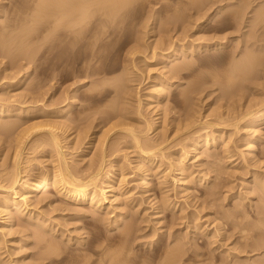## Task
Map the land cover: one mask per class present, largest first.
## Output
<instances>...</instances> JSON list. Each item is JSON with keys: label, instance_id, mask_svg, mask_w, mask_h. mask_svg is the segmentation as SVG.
I'll list each match as a JSON object with an SVG mask.
<instances>
[{"label": "rangeland", "instance_id": "rangeland-1", "mask_svg": "<svg viewBox=\"0 0 264 264\" xmlns=\"http://www.w3.org/2000/svg\"><path fill=\"white\" fill-rule=\"evenodd\" d=\"M152 1L153 0H150V1L147 0L146 2H145V0H139L138 2L135 1L134 4L130 5L127 8V10L125 9L126 12H123L124 21L120 24L122 27H124L123 28L124 33L122 31V34L116 35L117 37L114 36V37L110 38V40L107 39V42L104 41L103 45L106 43L105 47H104L105 50L102 48V51H100V53L103 52L105 57H103L104 55L102 54L103 55L102 59H100L99 62H97L98 59L97 60L95 59L91 62L92 65L95 63H96L95 65H97V67L95 65L93 66V69L95 70V72H96L97 68H98L97 71L100 72V75H98V76L95 75V77H94V76H87L86 68H87L88 63H89V60H88L90 57L89 52L91 51V48H92V50L97 49V44H94L92 41H89V42L87 41L84 43L87 45L89 43L88 46L85 44H82L83 46L81 44L76 45V48H78V51H79V52L77 51V54L71 53V51L66 46L67 43L65 41H63L64 45L62 44V47L57 49L56 44H55V39L52 38L54 36H51V35H53V33L50 36L47 34L48 36H45V38L43 35V33L46 30L47 31L45 33H48V32L50 33V30L48 28V24L50 23L51 25L49 24V27L50 26L52 27L53 19L49 20V18L47 19V17L44 18L46 20V22L48 21L49 23H46L43 18H42V21H40V22H39V20H37V18L35 20L33 19L32 22L24 21L25 19L29 18L30 12H31V14H33L32 8L35 5L34 2H32V1L30 2V0H0V33H1L0 39H1V37L4 38L6 36H9L8 38H13V39H11L13 42L8 38H7L8 40H5L6 38L1 39L0 40V46L3 48L4 45L6 46L9 43L12 46L11 49H13L17 46V48H15V51H16V49L18 50L19 45L16 42L15 43L17 45H15L14 39H15V41H18V40L21 41V43L18 41L20 43V46L26 45L27 41H28L31 43V45L29 43L28 46H30L34 49L32 51V53H34V54H32V55H35V57H34L35 59H31L32 61L34 60L32 62L30 60H27L28 57L25 56V54H26L25 52H24L25 54L23 52H21V54L23 53L22 56H17L20 54V52H19V54L15 55L16 52L12 51L14 53V55H13L12 52H9V51H11V49L9 50L10 45L9 46L7 45L8 47H6V49L8 48V52L10 53V55H9L8 52L5 50L4 51L7 52V54L6 53L4 54L2 52L5 47L3 49H1V47H0V49H1V51H0V56H1L0 57V113H2L1 114L2 116H0V122L2 124H5L6 122H8V123L10 122V124H11V125L9 124L10 130L6 129V131H5V130H3L4 128L0 129L3 132L9 131L8 135H6V134L4 135L5 132L3 133L2 131H0V171L7 168L11 172V170L13 169V159H11L9 154L11 153L14 146L16 145V142H15L16 136L18 135V133L21 132V130H24V129L26 130V131L24 130L25 132L28 131L26 133V138L24 140L26 149L23 151L24 153L22 154V158H24V160L21 158V164L22 165L19 166V169L21 170V168H22V170H23L24 167L27 168L26 171L28 173L27 172L26 173L24 172V173L27 175H30V176L37 175L43 171H46V169H52L53 166L55 165L54 163H52V162H54L53 156L55 157V155L53 153L54 150H52L51 148H49L50 146H48L45 148L46 149V151H45V149L42 148L43 147L42 145H40V144L33 145V144H35L33 142L35 141L36 137L37 138L41 137L40 135L46 136L47 131L44 129L48 128V125L50 123L54 124V123H56V121H58L57 123L60 122L61 126H62V124H66V123L69 124L68 128L64 127L63 131H60L61 133L64 134V135L61 134L62 138L64 139V146L66 147V149L64 147L63 150L65 151L64 154L66 153L65 154L66 158L67 159L69 158V163L71 165V166L70 165L69 166L70 167L74 166V167H76V169L77 168L79 169L81 167L79 169V171L81 170L80 175H84V173H82V172L86 171L88 173L89 171L92 170L90 165L94 162L93 161L94 159L98 160V158L95 157V153H97V151H98V149L96 147L99 143V140L98 141H88L89 138H86V134L87 133H90V134L95 133L96 136H98V134H99L98 137H100V136L102 137L103 131L105 130V128L108 127V125L107 126L98 125V122L100 120V116L102 115L100 112H102V110H104V109L107 110V108H109L110 106H112L114 104L113 101H114L116 93H115V86H113L114 85L113 82H111L110 84L109 83L103 84V83L108 81V79L116 78V76L117 77L122 76L120 78H123L124 76H126V75H124L125 73L123 70L124 65L127 64L126 62H124V59H123L124 54H126L128 49H131L135 45L134 39L132 37V33L128 31L129 27L131 25V27H134V28L136 27L137 29L144 31L145 34L143 33L144 34L143 36H144V42L146 41V43H145L146 48H142L141 51L139 50L140 52H138V53L140 55L137 54V52H136V55H134V59L136 57L137 58L134 61V65H132V66L130 65L131 67L129 66L127 68L128 73L131 71L129 74L131 75V77L134 81L128 82L129 86L131 84L132 85L128 89V91L131 92V94L128 92L130 95L127 98L126 102L124 103V102L120 101L122 103L121 105L124 104V106H122V107H124V109L126 108V110L129 112V114L127 115V117H129V118H125V120L126 119L127 120L123 121V123H125L123 125V127H126L125 125L128 124V127H130V128H133L135 130H136V128L139 130L144 129L146 132L147 126H145L144 124L147 125V123H149V122L150 123L156 122V124L154 126L155 128L153 129L152 133L149 134V138L151 137L150 139H153V140L158 139L159 142L161 140L162 141L165 140L163 142L164 143L163 147L167 148L168 150L165 149L166 151H164L166 160L163 159L162 165H164V166H162V168L160 167L161 168L160 170L166 169L168 167L167 166L168 164L166 165V163L176 159L178 157L179 150H181V148L184 147L185 151H187L189 149L186 145L187 143L189 144V140H188L189 138L186 140V137H185L186 134H184V131H182L181 129H178V130H180V132H177V126L179 125L178 122L180 123V121L178 119H180V117H182L183 114L187 113V108L185 106L186 105L188 106V104L185 105L184 102L182 101L183 100L182 93L184 91V94L189 95L190 103H192L191 101H192V99H194L192 104L196 105V106L198 105L197 107L199 108L198 112H200V113H198V115L195 116V120H194V121H198L197 122L198 124L196 122L193 123L194 125L192 124L193 129L195 128V129L199 130V132L201 131L200 133L197 132L198 135L197 134L196 135L200 136V137L201 136L204 137L207 133H210L209 135L207 134L210 137V138L208 137L209 142L212 143L213 140L216 141L218 138H219V141L217 140V143L214 146H212V144L210 143L211 145L208 144L210 146H208V145H207V147L202 146L199 150H197V152H189L187 154V160L189 161L190 165L192 164L191 165L192 167L191 166H189V167L192 170L188 169L187 172L185 171L184 173H182L183 171L180 172L176 168H173V170H172L173 174L171 173V175L173 177L176 175L177 178H179L180 177L179 172L184 174L183 176L186 175L185 180L182 181V184L179 186V185H174V182L172 181V178L170 179V177L166 181V183H163L164 185L161 184V182H160L161 181V179H160L161 175H159L158 172L155 173V170H153V167L158 163L157 160L154 163V165L153 164H147L146 162L142 163V164H144L146 169H149L146 171V173L144 175L137 171L138 166L135 165V162L136 163L138 162V159H137L138 154L136 152L138 150L134 147L135 143L131 142V141H133V139L130 138V137H132L131 136L132 134L123 130L124 128L121 129V126H120L119 128H117L118 130L117 129L115 130L116 131L115 133H113L114 132L113 131L111 133L112 135L107 137L106 141L108 142L109 145L107 144L106 150L108 151L109 146L112 144V147L114 149H116V153L114 156L112 155L113 157L111 155L106 156L108 158L105 159L104 166H106L105 167L106 170H104V171H109V174H107L108 177L106 178V184L107 185H114L113 194L115 196L116 195L119 196L118 194L121 193L120 194V200L122 198L125 200H126V198H129L126 201L125 200L121 201V203H122L121 205H118L119 203L115 202L113 205L115 207L111 206L109 208L110 209L109 211L111 212V216H109L110 221H112L113 223L115 222L114 220L117 219L116 214L119 212L117 210V208L119 209L118 206H120V208H123V211H128V213H129V214L127 213L128 215L125 214V215H122L120 217L123 219V222H122L123 225L121 224V227L122 226L125 227L127 223H132L134 221V225L137 226V229H138V231H136V233L133 234L134 236L137 234V236L135 238L133 236V238L135 239V242L132 241L133 244L132 243L130 244V248L129 247L124 248L123 250H122V248L121 249L119 248L121 250L119 252H122V254H123L125 252V249H129L128 251L132 252V254L130 255V257L128 259V261L131 259L130 262H128V264H138L140 261L142 262L144 260H145V262L148 261L149 262L148 264H158L159 262H163L164 255L166 254V251L168 250L167 248L172 247V245L175 246V244H176V245H184L185 246L184 248H186L188 246L187 252L185 250V255L182 257L183 263H181V264H213V263L214 264H224L220 260L218 261L216 259V257L213 258L216 255H219V256L222 255L221 257H224L227 260V262H228L227 264H233L234 262H236L237 264H241L243 262V264H245L246 262H244V260H241L242 261L241 262L240 259L238 258V256H240V258L241 257L245 258V260L250 259L251 262H247L246 264H249V263L250 264H261L260 259L264 260V252H263L264 250L263 251L262 250L250 251V248H247V250H246L247 253H246V251H243L242 250L243 248L241 245L242 239H241V237H240V239H238L239 236H241V234H240L241 230L237 229L236 226L234 228V224L236 222L240 223V221H241V224H239V226L236 224L238 228L239 227L241 228L242 225L244 227H246L247 229L250 228L251 226H253L255 232L259 231L258 230L259 227L256 228L254 226L258 225V226L263 228L264 221L259 219L260 217L258 218V220H256L257 219L256 217H258L256 215H258L257 213H259L261 210L264 211V207H263L264 206V193L261 192L262 189H259L257 187V184L255 182V178H257L259 176V177L264 179V170H263L264 169V120L258 122V124L255 126L256 135H259V137L262 136L261 137L262 139L260 138L259 139L260 141L258 140L257 142H255V147H254L255 149L252 153H249L248 149L243 148V146H242V148H243L242 149L240 146V145H242L243 140H245L248 135H249L248 137H250V138L253 136V134L250 132L248 133L247 131H245L247 134L243 132L244 131L243 127H244V125L247 124L246 118L241 119L240 123L237 124L236 130L234 129V127L236 128V126L232 125L233 122L228 123V124H222V125L220 124L219 125V122L216 121L217 122V124H216L215 120H217L216 118L219 115L218 114L219 112L220 113L225 112V114H228L229 109L227 111V108L229 106H227V105H228V103L231 104L232 102L233 103L235 102L236 104L238 103L237 104L238 106L240 105L239 108H236V110H239V111H241L244 108L246 111H249V109L252 107V109H250V110H251V112L255 113L259 109H264V107H263L264 103H261L262 99L264 102V77H263V79H262V77L260 78V79H262L261 80L262 83L259 79L254 80L252 82V87H251V81L248 84L249 81H246L247 83L246 82L243 83L241 80H238L239 78L237 77V75H238L237 71L239 69L237 68V70H236V68H235L237 65V62H240L239 61V59L241 57L240 55L245 53V51L249 52V54H251V53L257 54L258 52H260L257 55H260L263 59V62H264V53H263L264 52L263 51L264 50V28L259 26L256 29L253 28V29H255V30H253L249 24L250 20L245 19L246 21L244 20V23L238 27L235 24H233V26H229V28L225 29L224 31L223 30L222 31H216V30H213V27H212L213 24H215L214 22H216V21H213L212 23H209V24H207V21H205L206 17L209 14H211V12H213L214 8H216V7L212 8L211 11H206L207 13L205 16H203L204 17L203 18L200 15L203 12H201L200 14H197L194 9L188 8V6H186L187 5L186 3L188 0L187 1L186 0H166L165 2H160V1L156 2L155 0L153 2ZM182 2H185V5ZM234 2L240 3V1H236V0H234ZM251 2H252V0H250V3ZM262 2L264 3L263 0H253V3H251L252 6H249V8L247 9L248 10L247 11V13H248L247 17L248 18L253 16V12L257 10V7H258L257 4L258 3H260L258 5L261 6L260 8L258 7V9H261L264 7L263 6L264 4H262ZM183 5L187 8H185ZM93 7H95V10L99 9V7L98 8L96 6H93ZM183 7H184V9H187V10H185V12L182 11ZM176 8H178L179 10L182 8V10H180V11L183 13L184 17L182 16V13H181V15L177 14L178 16L175 14L177 12L180 13V11L175 12ZM254 8L256 10H254ZM30 9H31V11H29ZM178 9H176V10H178ZM250 11H251V13H250ZM98 12H95L94 16L95 15L96 16L94 17V19L100 17ZM185 13H186V15H188V18H187L188 20H185L187 17L185 15ZM26 14H27V16H26ZM28 14H29V16H28ZM170 15H172V16L175 15L176 17L174 16V18H173ZM190 15H191V17H190ZM49 17L51 19V16H49ZM125 17H126V19H125ZM170 17H172L171 18L172 22H175V20L178 21V20H183V19L185 20L184 22H186V21H188V22H186V23L183 22L182 23L183 25L181 23L166 24L168 22V18L170 19ZM177 17L179 19H177ZM34 21H36V22H34ZM196 21H197V23H196ZM23 22H25L27 24H25ZM33 22H34V24H33ZM203 22H204V25L202 24ZM197 24L200 26H198ZM164 25L165 26L167 25L168 30H169L168 36L166 35V37H165V35L163 36V32H161V27H164ZM194 26H195V28H194ZM25 27L27 29L29 28L28 31L33 33L32 35H31V33H29L30 34L29 36H32V37L26 36V35H28V34H26V33H28V32H26L27 29L22 30V31H25V30L26 31L22 32V34H21V28H25ZM44 27H47V29ZM51 27H50V29H51ZM13 28H14V30H13ZM144 28H145V30H144ZM171 29H173V30L170 31ZM185 29L187 31H185ZM18 30L20 32H18ZM183 30H184V32H183ZM41 31L43 33H41ZM250 31H252L253 33L251 32L252 33L251 34ZM13 33H15V34H13ZM24 33L26 34L25 36L23 35ZM42 35H43V38H42ZM225 35H226V37H225ZM22 36H24L25 38ZM17 37H19V39ZM183 37H185L186 39L181 41L182 43L178 42L177 44L180 43L179 46L180 45L183 46V44L185 43V44H189L190 46L192 45L193 47L195 45L194 48L198 47L199 49L196 51V53L192 54L190 51H192V49H194V48L191 47V49H190V46L187 45V46H189L187 51H185V52H187V57H186L187 60L184 57H179V59L177 60L178 62L175 61V63H179L182 61H184V62L190 61L192 68L188 71H185L181 75L182 76L181 78L180 77H174L171 80L172 83H174L173 87L171 86L172 92L170 94H168V96H165L161 100V104L158 105V101H156V99L158 98L157 94L153 91L154 85L156 83H158L159 80H164V79H167L168 77H170V73L167 72V69L171 68L173 64H170L171 65L170 67L165 68V66H166L165 61H167L166 55H167V53H169L172 50V48L174 46L173 42H175V43L177 42V40L175 41L173 39L183 38ZM222 37H225L230 42H228L222 50L219 49L218 51H214L215 49L212 48V45H214L215 42L218 41V39L222 38ZM21 38H22V40H21ZM23 38H24L25 43L23 41ZM225 38H224V41H225ZM245 38H246V40H245ZM116 39H117V41H116ZM168 39H170V40H168ZM3 40H4V44L2 43V45H1V41L3 42ZM5 41H7L6 44H5ZM8 41H11L13 43V45L11 42H8ZM108 41H109V43H108ZM110 41L113 43H111ZM164 41L166 42L167 45L164 44ZM211 41H213V42H211ZM90 42H92V43H90ZM169 42H170V44H169ZM22 43H24V44H22ZM159 43L161 46H162V44H164L165 49L167 47L166 52H165V50H162L164 48H161L162 51L159 50L160 48H157L159 51L153 50L154 46L156 44L159 45ZM91 44H92V46H91ZM33 45L35 48L33 47ZM28 46H27V48H28ZM168 46L171 47L170 50H168L169 49ZM22 47L23 46H21V48ZM24 47H23V49H24ZM93 47H95V48H93ZM147 47H148V50H146ZM246 47H247V50H246ZM189 49H190V51H189ZM255 49H256V51H255ZM152 50L155 53L157 52V56L155 55L156 58L152 55ZM18 51H20V47H19ZM18 51H17V53H18ZM35 51H38L37 55H36ZM11 53H12V56H11ZM165 53H166V55H165ZM7 55H9V57H7ZM24 56H25V59H24ZM12 57H14V58L12 59ZM15 57L16 58L19 57V58L15 59ZM26 57H27V59H26ZM59 60H60V73L56 72V66H57V63ZM13 62H15V63H13ZM245 64H247L246 59L242 60L241 63H239V67L240 66L243 67V65H245ZM259 69H260V73H258V75L261 76V74L264 73V71H263L264 65L261 66ZM239 71H241V70H239ZM57 73L61 74V76H58ZM19 74L21 76H19ZM24 74H26L27 76ZM73 74H74V76H73ZM102 75L103 76L106 75L105 77L107 79L105 77H103ZM231 75H232L234 80L231 79L232 78ZM73 77H75V78H73ZM101 77H103V78L101 79ZM227 77H228V79H227ZM8 78H10V79H8ZM98 80H100V82H98ZM240 82H241V84H240ZM92 83H95V84H93L94 86L98 85V86H96L98 89H96V87H94L92 85ZM97 83H99V84H97ZM194 83L197 84L199 88H201V90L199 89L198 92H196V93L194 92L195 94L190 93V89H189V87L194 85ZM231 83H233V84H231ZM256 83H258L259 86ZM243 84L244 85L246 84L247 87L249 88V90H247L248 88L246 87L247 88L246 89L247 91H246ZM255 84H256V87L254 86ZM92 86H93V88H95L96 92H95V90H92L93 89ZM132 86L135 89L134 91L131 88ZM253 86H254V89H253ZM239 88L240 89L242 88V90H239ZM255 88H256V90H255ZM89 89H91L92 91H90ZM236 89H238L236 91L237 93H238V91H240V94H238V95H241V96H242V94H244L246 92L243 95V97L249 96L247 98V100H246V98H245V100H246V103L249 102L250 104H248V103L246 104L244 102V99H242L241 96H237L235 94L234 90H236ZM252 90H254V91H252ZM241 91H242V94H241ZM243 91H245V92H243ZM113 92H114V94H113ZM200 92H201V95H200ZM232 92H234V93H232ZM231 93H232V95H231ZM256 93H258V94H256ZM39 94H40V96H38ZM72 94L75 95L74 99L72 98L73 101L71 98H70L71 99L70 101L67 98H65V96L68 98L72 97L73 96ZM91 94L92 95L94 94V96H92ZM233 94L236 97H233ZM240 97H241V99H240ZM259 97L260 98L262 97V99H260ZM11 98H12V100H11ZM87 98H89V99L87 100ZM90 98H91V100H90ZM64 99H66V100H64ZM195 99H197V100H195ZM230 99L233 101H231ZM254 99H256L257 101L259 100V102L256 101L257 102L256 103L254 101ZM86 101H87L88 105L86 104ZM139 101H142V104H143V106L141 107V110L143 109L141 111L143 113V119L140 118L139 114H138V102ZM120 102L117 105H119ZM233 103H232V106L229 107L230 110H231V108L236 106V104H234V106H233ZM243 103H245V106L250 105L249 106L250 108L248 109V107H244ZM67 104L72 105V107L70 106L71 107L70 112L68 114H66L64 119L59 118L58 113L60 112V110H62V111L65 110V108H67L66 107ZM83 105L85 106V108ZM90 105L95 110L91 109V107H89ZM226 106H227V108H226ZM256 106L257 107L261 106V107H259V109H258ZM87 107H89V109L85 110ZM1 108H2V111H1ZM100 108H102V109H100ZM98 109H99V111H98ZM224 109H226V110H224ZM233 109H232V111H233ZM236 110H234V112ZM104 111H103V113H104ZM208 111H209V113H208ZM239 111H237L236 113H238ZM243 112H245V111L243 110ZM23 113H25V115ZM212 113H213V115H212ZM87 114L89 115L88 117H87ZM229 114H232V112H230ZM78 115L79 116L82 115L81 117H84V119L78 121L77 120ZM83 115H86V119H85V116H83ZM90 115H91V117H90ZM233 116H237V115L234 114ZM196 117H197V120H196ZM87 118H89V119H87ZM98 118H99V120H97ZM208 118H210V119H208ZM240 118L241 117H239V119ZM69 119H71V120H69ZM162 120H163V123H162ZM202 122H203V125L201 124ZM241 122L244 124H242ZM35 124L36 125L40 124V127H37L39 125H37L36 127H33V125H35ZM205 124H208V125L206 126ZM96 125H97V127H96ZM10 126H12V128H14V129H12ZM29 126L31 128H28ZM57 126L60 127V125H57ZM181 126H182V124H181ZM201 126H206V128L209 126L210 127H209L208 131L206 130V132H204L205 130L203 131L201 129L203 127H201ZM212 126H214V128ZM26 127L28 129H26ZM41 127H43V129ZM72 127H74V128H72ZM134 127H136V128H134ZM33 128L34 129L40 128V129H38L40 132L37 130L35 133ZM165 128H167L168 130ZM31 129H33V130H31ZM43 130L46 132H44ZM124 131L126 132V134ZM257 131L260 133L258 134ZM42 132L44 134H42ZM160 132H162L163 134ZM238 132H240V133H238ZM127 133L129 136H127ZM177 133L178 134L181 133V134L177 135ZM219 133L220 134L222 133L224 135V137L222 138L223 135L221 134V136H220ZM159 134H161V135H159ZM260 134H262V135L260 136ZM171 135H174V136H171ZM189 135H192V134H189ZM237 135L239 136V138ZM214 136L218 137V138H215ZM228 136H229V138L232 137L231 138L232 142L233 143L235 142V144H237L239 146V148L236 149L237 151H239L241 149L242 151L247 153L246 157H245L246 160L244 159L242 161L241 157H239L238 154H237V156L235 155V158H237L238 160H236L234 163L227 162L226 159L223 158V156L220 154L221 146L223 145L224 138L226 139V137H227V139H228ZM168 137H171V138H168ZM220 137H221V140L223 139V142H221ZM129 138L131 139V141ZM212 138H213V140L211 141L210 139H212ZM123 139H125V140H123ZM183 139H185L184 142H183ZM11 140L12 141L14 140V141L12 142ZM179 143L181 146L179 145ZM26 144H27V146H26ZM113 144H114V146H113ZM133 144H134V146H133ZM39 145L42 147H39ZM35 146H36V148H35ZM170 146H172V147H170ZM33 148H35V150L36 149L37 150L32 151ZM121 149H123L124 152ZM135 149H136V151H135ZM92 151H93V153H92ZM131 152H133V153H131ZM134 152L136 153V155ZM218 152H219V154H218ZM52 153H53V155H52ZM194 157H196L198 159L195 158V160H194L193 159ZM28 158H30L32 160V162L27 164L26 160ZM83 158H84V160H82ZM49 159H51V160H49ZM55 159H57V158H55ZM191 159H193V160H191ZM40 162H42V163H40ZM222 162H224V163H222ZM255 162H256V164H255ZM25 163H26V165H25ZM159 163H161V160ZM198 164H200L201 166H198ZM253 164H254V166H253ZM33 165H35V166L33 167ZM51 165H53V166H51ZM148 165H149V167H148ZM8 166H9V168H8ZM29 166H30V168H29ZM112 166L117 167V170L115 172L112 171L114 169ZM118 167H120L119 170H118ZM218 167L221 170V172H219L220 174H218V171H216V168H218ZM256 167H257V169H255ZM227 168H228V170H227ZM123 169H124V171H123ZM150 169H151V171H150ZM203 169H206V170H204L206 172H203ZM160 170H158L159 173H160ZM193 171H194V173H193ZM29 172H32V173H29ZM195 172H196V174H195ZM199 172L202 174L208 173L206 175L207 176V182L201 184L199 182V181H201L200 179H197L195 182H191V181L189 182L190 179H188L187 176L188 175H190L191 177L193 175L197 176V175H200ZM187 173H188V175H187ZM253 173H254V175H252ZM1 175L2 174H0V176ZM146 176H148V177H146ZM190 176H189V178H191ZM149 177H151V178H149ZM186 177H187V179H186ZM148 178L151 179V183H152L151 185H152L153 190L151 192L148 191L149 188H147V184L145 181ZM157 179H159V180H157ZM116 180H118V182ZM114 182H116V184ZM144 184H146V185L144 186ZM213 185H215L214 188H213ZM132 188H133V190H132ZM209 190H212V192L215 190L213 192L215 195L214 196L210 195L211 196L210 197L207 194V192L209 193ZM164 193H165V195H163ZM6 194L7 193L0 191V199L6 197ZM207 195H208V197H206ZM55 196H56V193L52 189L48 194H45V196H44L45 200H46V201L44 200L45 201L44 203L49 202V206L46 205V207L43 206V208H38V209H41L42 211L41 210L38 211V209H37V211H36V209H34V211L30 210V212L31 211L33 212V213L31 212L32 217H37L38 219H40V221L42 218L43 219L42 221H44L45 223L47 221L48 226H46L44 223L43 227L41 226V227H39V229L37 228L34 230L33 227H30V228L25 227L24 222L20 221L18 219L19 218L18 217V218H16V221L14 222L15 226L13 228H11V229H13V231H10L11 230L10 229L9 233L7 232V234L5 236H3L1 234L2 232L0 231V237H1V235L4 237V238L1 237L2 239L0 238L2 240V241H0V244L1 243L3 244V245L1 244L3 247L0 245L2 247V248L0 247V249H1L0 257L6 261V264H10V262H11V264H36V263L37 264H48V263L52 262L53 259H57L58 257L56 258V256H53L51 258V260L50 259H49V261L46 260V261H44V263H43V261L41 262V259L40 260L38 259V258L42 257V254H43L42 249L43 248L40 246V244H38V246H37V240H36V236H35L36 232L34 233V231H37L40 233H42V232L46 233L50 230V226H52V228H53V226H55V225H57V226L53 228L52 233H51V231H49V233H51V234H49V236L50 235L53 236V234H54L55 237H57L58 233L63 234V235L59 234L61 237H59V238L57 237L58 238L57 241L60 242L59 244L65 248V251H64V253H62L61 257L65 256L66 260L68 259L67 264L70 263L69 261L77 260L78 258L80 259L82 256H86V255H88V258H87V261H84V262L86 263L89 261L87 263V264H89V263H92V261H94V260L96 261V258L101 257L100 255H104L101 253V251H103V253L104 252L108 253V251H104L105 249L103 250L102 248H104L106 246L105 244L112 243L114 241L113 239L117 238L115 236L118 235V233L122 230V229H120L121 227L117 226V224H115V223L113 224L112 222H108L107 224L105 223V225L107 227L105 225H103V227H100V229L94 230V227H90L91 226L90 221L92 220L90 217L89 218L83 217L80 220H77V219L75 220V218H74L76 216L75 214H76L77 209L84 208L85 211L86 210L89 211V207H88L89 205L88 204L84 203V206H82V208H77L78 206L76 207V205L71 204L69 201H67L61 197L58 198L57 196L56 197ZM124 196L126 198H124ZM165 196L168 200V201L166 200L167 208L169 209L168 206H170L169 210L167 208H166L167 209L166 210L164 208L165 205H162L165 203L163 200V199H165ZM162 197H164V198H162ZM47 198L50 200H48ZM206 198H208V199H206ZM211 200H213V201H211ZM50 202H51V205H50ZM184 203H186V205H188V206H186ZM196 203H198V204H196ZM160 205H161V207H160ZM208 205H209V207H208ZM194 206L197 208H194ZM40 207H42V206H40ZM157 208H158V210L163 208V212H161L162 217H160V218H156L157 212H158ZM111 209H112V211H111ZM60 210H62V211H60ZM119 210H122V209H119ZM237 210L239 211L238 217L241 218V219L238 218L239 221L233 217V215L234 216L236 215V218H237V213H236ZM184 211H186V212H184ZM193 211H195V212H193ZM196 211L198 212L197 214H199L198 217L200 219L202 217V219L200 221L199 220H195V221L190 220V223L192 225L191 224L188 225V221H186L185 218H184L185 221L183 220V218L182 219L178 218L179 216L183 217L182 214H184V216H186V217L191 215V214L195 215ZM200 211H202V212H200ZM263 211L260 213L261 214L264 213ZM4 212H3V214H4L3 218L0 217V219L2 220V221L0 220V227H4L7 224L6 223L7 222V220H6L7 216L5 214L8 212H6V209ZM69 212H72V213H69ZM112 212H113V214H112ZM189 212H191V214ZM233 212H234V214H233ZM42 213H44V214H42ZM230 213H231V215L233 214L232 217H230L231 216ZM73 214H74V216H73ZM220 214H221V216H220ZM261 214H259V215H261ZM39 215L41 217H39ZM240 215H241V217H240ZM261 216L263 217L264 214H262ZM129 217L131 220L129 219ZM218 217H220V218L222 217V218L219 219ZM209 218H211V219H209ZM48 220H49V222H48ZM126 220L128 221L127 223H126ZM129 220L130 221L133 220V221L129 222ZM174 220H175V223L172 225V222H174ZM259 220H260V222H259ZM212 221H214L213 224H216V226L214 225L215 227L220 226L221 224H226V228L223 231V233H224L223 236L227 235L228 239L225 242L222 241L224 243L223 245H226L227 248L230 247V249L233 248L235 252H236V249L239 248V251H242L243 255L242 254L238 255V253L236 254L235 252H233V250H230V251H228L229 253L232 252L231 253L232 257H230V254L228 252L224 253L225 251L222 250V249H225L226 246L222 245L223 247L215 250V246L217 247L218 244L221 245L219 242L216 243V245L208 244L206 242V239L208 237H206L205 232L201 233V232H199V230L201 231L202 230L201 228H203V229L206 228V230H208V231H210V229L213 230V228H215L213 226V224L211 226H209ZM256 221H258L257 222L258 224L256 223ZM145 222H147V223H145ZM186 222H187V224H186ZM74 223H76V224H74ZM253 223H255L257 225H254ZM261 223H262V225H260ZM113 225H115V226H113ZM187 225H188V227H187ZM197 225H199V226H197ZM245 225H247V226H245ZM173 226H174V228H173ZM192 227H194L195 229ZM44 228H48L49 230L48 229L46 230ZM80 228H82V229H80ZM161 228L163 229V231H161L162 230ZM232 228H234V230ZM4 229H5L4 231L7 230V228H4ZM250 229L253 231L252 227ZM238 230H239V232H238ZM262 230L264 231V228ZM95 231H98V233H100L101 238L98 240V243L100 244V246L102 248H100V246H98L99 248H96L97 250L95 248L93 250L91 249V250H87V251L80 250L78 247V246H80V244H79L80 240H78V239L81 238V242L84 241L83 243H86L90 240L89 238H91L92 233ZM160 231H161V233H160ZM252 231H249L248 233H250V235L254 234V235H252L253 239L254 238L257 239L258 237L257 238L255 237L256 236L255 232L253 231V233H252ZM259 232H258V234H260ZM26 234H27V236H25ZM144 234H145V236H144ZM258 234H257V236H259ZM29 235L31 236L30 238H28ZM33 236H34V238H33ZM252 236L251 237L249 236V237L252 238ZM168 238H175L176 243H175V241H173V242H171V244H169L167 242L169 240ZM76 239L78 242L76 241ZM116 240H118V239H116ZM188 240H190L191 242ZM254 240H250V242H252ZM107 241H109V242H107ZM100 242L103 243V245ZM76 243H77V245H76ZM194 243H196L197 245H195ZM157 244H159L158 245L159 248L156 247ZM234 246H235V248L236 247H238V248L235 249ZM39 247H41L42 249H39ZM76 247H77V249H76ZM189 248H190V250H189ZM119 249H117V250H119ZM196 249H198L197 251L200 253L199 257L196 255V253L193 252V250H196ZM188 250H189V252H188ZM212 250H213V253H212ZM111 251H113V253L115 252L114 250H111ZM111 251L109 250V254L113 255V253H111ZM128 251H126L125 253H127ZM239 251H237V252H239ZM115 253H117V251ZM154 254H156V255H154ZM39 255H41V256L39 257ZM108 255L105 254L104 256L108 257ZM119 255H121V253ZM211 256L213 259L211 258ZM89 257H90V259H89ZM247 257H249V258H247ZM9 258H10V260H9ZM98 259H97V261H98ZM142 259H144V260H142ZM229 259L233 263L231 261H229ZM12 260H14V261H12ZM255 260L259 263L253 262ZM76 264H78V263H76ZM82 264H84V263H82ZM101 264H104V263H101Z\"/></svg>", "mask_w": 264, "mask_h": 264}, {"label": "bare ground", "instance_id": "bare-ground-1", "mask_svg": "<svg viewBox=\"0 0 264 264\" xmlns=\"http://www.w3.org/2000/svg\"><path fill=\"white\" fill-rule=\"evenodd\" d=\"M34 2V7L32 8L33 10H32V12H33V14H31V12H30V16H29V14H28V16H29V18H27V19H25L24 21H30V22H32L33 21V19L35 20L36 18H37V20H39V22L40 21H42V18L44 19V18H46L47 17V19L49 18V20H52L53 19V22H52V27H51V29H50V27H49V22L47 21L46 22V20H45V22L46 23H49L48 24V28H49V30H50V33L48 32V33H45L47 30V27H44V28H46L45 30V32L43 33L42 31H41V33H43V35H44V38H45V36H50L52 33H53V35H51V36H54V37H52V38H54L55 39V44H56V47H57V49L58 48H60V47H62V44H63V41H65L66 43H67V47H68V49L71 51V53H76L77 54V51H78V48H76V45H79V44H85L84 42H89V41H92L94 44H97V49H93L92 50V48H91V51L89 52V55H90V57H89V63H88V66H87V68H86V72H87V76H94L95 77V75H100V72L99 71H97L98 70V68H97V70H96V72H95V70L93 69V66L96 64H93L92 65V61L93 60H97L98 59V61L97 62H99V60L100 59H102V56L104 55L103 54V52L102 53H100V51H102V48L104 49V47H105V44L103 45V43H104V41H106L107 42V39L108 40H110V38H112V37H117L116 35H120V34H122V31L124 30L123 28L124 27H122L120 24L124 21V14H123V12H126L125 11V9L127 10V8L130 6V5H132V4H134V2L135 1H139V0H30V2ZM147 0H145V2H146ZM148 1H150V0H148ZM154 1V0H153ZM152 1V2H153ZM156 2H165L166 0H155ZM187 1V0H186ZM236 1H240V3H235L234 2V0H188L187 1V5L186 6H188V8H192V9H194L195 10V12L197 13V14H200L201 12H203L202 14H200L201 15V17H203V16H205L206 15V11H211V9L212 8H214V7H216V8H214V10H213V12H211V14H209L207 17H206V19H205V21H207V24H209V23H212L213 21H216V22H214L215 24H213V30H216V31H224L225 29H227V28H229V26H233V24H235L237 27L238 26H240L241 24H243L244 23V20L246 19H249L250 20V27L253 29V28H257V27H263L264 28V5L262 6L263 8H261V9H258V7L260 8L261 6L260 5H258V4H260V3H258L257 4V10L254 8V10H256V11H252L253 12V16H251V17H247L248 16V13H247V9L249 8V6H252L251 5V3H253V0H252V2L250 3V0H236ZM264 1V0H263ZM182 3H184V5H185V2H182ZM32 4V3H31ZM262 4H264L263 2H262ZM183 5V6H184ZM93 6H96L97 8L99 7V9L97 10H95V7H93ZM256 6V5H255ZM93 7V8H92ZM185 7V6H184ZM184 7H183V10H182V8L180 9V10H182L183 12H185V10H187V9H184ZM174 8V7H173ZM185 8H187V7H185ZM43 9V10H42ZM50 9V10H49ZM176 9H178V8H176ZM175 9V12L176 11H180L179 9L178 10H176ZM2 11V10H1ZM29 11H31V9L29 10ZM99 11V12H98ZM205 11V12H204ZM95 12H98L99 13V16L100 17H98V18H96V19H94V17L96 16H94V14H95ZM29 13V12H28ZM174 13V12H173ZM172 13V14H173ZM181 11H180V13H175L176 15L178 14V15H181ZM250 13H251V11H250ZM177 15V16H178ZM185 15H186V13H185ZM195 15V14H194ZM193 15V16H194ZM26 16H27V14H26ZM49 16H51V19H50V17ZM170 16H172V15H170ZM174 16L175 15H173L172 17L174 18ZM182 16H183V13H182ZM187 17H186V19L185 20H188L187 18H188V15H186ZM128 17V16H127ZM172 17H170V19L172 18ZM176 17V16H175ZM184 17V16H183ZM190 17H191V15H190ZM41 18V19H40ZM204 18V17H203ZM125 19H126V17H125ZM169 18H168V22L166 23V24H176V23H183L185 20L183 19V20H178V21H176L175 20V22H172V19L170 20ZM176 19V18H175ZM177 19H179L178 17H177ZM181 19V18H180ZM192 19V18H191ZM36 20V21H37ZM170 20V21H169ZM245 20V21H246ZM36 21H34V22H36ZM167 21V20H166ZM193 21V20H192ZM34 22H33V24H34ZM44 22V21H43ZM42 22V23H43ZM186 22H188V21H186ZM186 22H184V23H186ZM23 23H25V22H23ZM192 23V22H191ZM196 23H197V21H196ZM25 24H27V23H25ZM180 24V25H181ZM203 25H204V22L202 23ZM206 24V23H205ZM246 24V23H245ZM248 24V25H249ZM51 25V24H50ZM183 25V24H182ZM198 25V24H197ZM133 26V25H132ZM173 26V25H172ZM175 26V25H174ZM198 26H200V25H198ZM197 26V27H198ZM243 26V25H242ZM28 27V26H27ZM122 27V28H121ZM184 27V26H183ZM16 28V27H15ZM194 28H195V26H194ZM245 28V27H244ZM24 29H27L26 27L25 28H21V34H22V32H25V31H22V30H24ZM29 29V28H28ZM28 29H27V31L26 32H28V33H26V34H28V35H26L25 33L23 34L24 36L26 35L27 37L30 35L29 33H31V32H29L28 31ZM43 29V28H42ZM128 29V28H127ZM153 29V28H152ZM255 29H253V30H255ZM13 30H14V28H13ZM48 30V31H49ZM143 30V29H142ZM144 30H145V28H144ZM151 30V29H150ZM173 29H171L170 31H172ZM189 30V29H188ZM251 30V29H250ZM261 30V29H260ZM52 31V32H51ZM127 31V30H126ZM129 32H131L132 33V37H133V39H134V42H135V45L131 48V49H128L127 50V52H126V54H124V62H126L127 64L126 65H124V67H123V70H124V75H126V76H124L123 78H120V77H122V76H120V77H117L116 76V78H114V79H108V81H106V82H102L103 84H106V83H111V82H113L114 83V85L113 86H115V93H116V95H115V98H114V101H113V105L112 106H108L109 108H107V110H102V112H100L99 114L101 115L100 116V120H99V118L97 119V120H99V122H98V125H103V126H107L108 125V127L107 128H105V130L103 131V135H102V137L100 138V137H98L99 136V134H98V136H96V134L95 133H87L86 134V138H89L88 139V141H98L99 140V143H98V145H97V149H98V151H97V153H95V157H97L98 158V160L96 161L95 159L93 160L94 162L90 165L91 166V168H92V170L91 171H89L88 173L85 171V172H82V173H84V175H80V171H79V169L81 168H77L76 169V167H70L71 165H70V163H69V158L67 159L66 158V156H65V154H64V139L62 138V135H64L63 133H61L60 131H63V128L65 127V128H68L69 126V124H62V126H61V123L59 122V123H57L58 121H56V123H54V124H49L48 125V128H45L44 130H46V131H44V132H46V136H43V135H40L41 137H36V139H35V141L33 142V143H35V144H33V145H38V144H40V145H42V146H40L39 145V147H42L43 149H45L46 147H48V146H50L49 148H51L52 150H54V155H55V157L53 156V158H54V162H52V163H54L53 165H51V166H53V168L52 169H46V171H43V172H41V173H39V174H37V175H32V176H30V175H27V174H25L27 171H26V169L27 168H23V170H22V168H21V170L19 169V166L20 165H22L21 164V158H22V154L24 153L23 151L26 149L25 148V138H26V133L28 132H25L24 130H21V132L20 133H18V135L16 136V145L14 146V148H13V150L11 151V153L9 154V156L11 157V159H13V169L11 170V172L7 169V168H5L4 170H2V171H0L1 173L0 174H2L1 176H0V191H2V192H5V193H7L6 194V197H4V198H2V199H0V217L1 218H3V216H4V214H3V212L5 211V209H6V212H8V213H6L5 215L7 216V224H6V226H4V227H0V231L2 232L1 234L3 235V236H5L6 234H7V232L9 233V230L11 229V228H13L14 226H15V224H14V222L16 221V218H18L20 221H23L24 222V226L25 227H33L34 228V230L35 229H39V227H43L44 226V221H42L43 219L41 218V221H40V219H38L37 217H32L31 215V212L32 211H34V209H36V211H37V209L38 208H43V206H45L46 207V205H48L49 206V202H46V203H44L46 200H45V194H48L52 189L54 190V192L56 193V196L59 198V197H61V198H63V199H65V200H67V201H69L71 204H73V205H76V207L77 208H82V206H84V203H86V204H88L89 206V211L88 210H86L85 211V209L84 208H82V209H77L76 210V216L74 217L75 218V220L77 219V220H80V219H82L83 217L84 218H91L90 220V224H91V226L90 227H94V230L96 229H100V227H103V225H105V223L107 224L108 222H112V221H110V217L109 216H111V212L109 211L110 209V207L111 206H113L114 205V203L115 202H118L119 204L118 205H121L122 203H121V201H123V200H125V199H121L120 200V194H118L119 196H115L114 194H113V192H114V185H107L106 184V178L108 177L107 176V174H109V171H104V170H106L105 169V167L106 166H104V164H105V159L106 158H108V157H106V156H108V155H115V153H116V149H114L113 147H112V144L109 146V150L107 151L106 150V148H107V144H108V142L106 141V139H107V137L108 136H110V135H112L111 133L113 132V133H115L116 131V129L117 128H119L120 126H121V129H123V130H125V131H127V132H129L130 134H132L131 136L132 137H130V138H132L133 139V141H131V139H130V141L131 142H133V143H135V146H134V144H133V146L138 150V151H136V149H135V151L137 152V154H138V162L136 163L135 161V165H137L138 167H137V171L139 172V173H141V174H145L146 173V171L147 170H149V169H146L145 168V166H144V164H142L143 162H146L147 164H153L154 165V163L156 162V160L158 161V163L160 162V160H161V163H157L154 167H153V170H155V173L156 172H158V174L159 175H161L160 177V179H161V184L162 185H164L163 183H166V181L169 179V177H170V179L172 178V181L174 182V185H181L182 184V181H184L185 180V176H183L184 174H182V173H184L185 171L187 172V170L188 169H190V167L189 166H191L190 165V163H189V161L187 160V154L189 153V152H197V150H199L202 146H206L207 147V145L208 144H210L211 142H209V140H208V135L210 134V133H207L204 137H200V136H197L198 135V133L197 132H199V130H197V129H193V123H197L198 121H194L195 120V116L196 115H198V113H200V112H198V105L196 106V105H193L192 103H193V100L194 99H192V103H190V100H189V95L188 94H184V91H183V93H182V96H183V102H184V104L186 105V104H188V106L186 105L185 107L187 108V113L186 114H181L182 115V117H180V119H178L179 121H180V123L178 122V124L181 126V124H182V126L180 127L179 125L177 126V132H180V130H178V129H181L182 131H184V134H186V140L188 139L189 140V144L187 143L186 145H187V147L189 148L187 151H185L184 150V147L183 148H181V150H179V154H178V157L176 158V159H174L173 161H169L168 163H166V165L168 166L166 169H163V170H160L161 168H162V166H164V165H162L163 164V159H165V152L164 151H166L165 149H167V148H164L163 147V145H164V141L165 140H161L160 142L158 141V139L156 140H153V139H150L149 138V134H151L152 133V131H153V129L155 128L154 126H155V124H156V122H154V123H147V125L146 124H144L145 126H147L145 129H146V132H145V130L144 129H142V130H139V129H137L136 127H134V128H136V130L135 129H133V128H130V127H128V124L127 125H125L126 127H123V125L125 124V123H123V121H126L125 120V118H129V117H127V115L129 114V112L126 110V108L124 109V107H122V106H124V104L123 105H121L122 103L121 102H126V100H127V98L129 97V95L131 94V92H129L128 91V89H129V87L132 85H128V82H132V81H134L133 79H132V77H131V75L128 73V70H127V68L131 65H134V61H135V59L137 58H135L134 59V55H136V52H137V54H139L138 52H140L141 50H142V48H146V45H145V43H146V41L144 42V31H141V30H139V29H137L136 27L134 28V27H131V25H130V27H129V30H128ZM154 31V30H153ZM156 31V30H155ZM185 31H187L186 29H185ZM18 32H20L19 30H18ZM33 32V31H32ZM161 32H163V36L165 35V37H166V35L168 36V33H169V30H168V27H167V25L165 26L164 25V27H161ZM183 32H184V30H183ZM252 31H250V33H251ZM4 33V32H3ZM123 33H124V31H123ZM144 33V34H143ZM165 33V34H164ZM249 33V34H250ZM253 33V32H252ZM251 33V34H252ZM261 33V32H260ZM1 34V33H0ZM13 34H15V33H13ZM20 34V35H21ZM33 33H31V35H32ZM48 34V35H47ZM126 34V33H125ZM250 34V35H251ZM4 35V34H3ZM10 35V34H9ZM19 35V36H20ZM43 35H42V38H43ZM147 35V34H146ZM216 35V34H215ZM24 36H22V37H24ZM254 36V35H253ZM256 36V35H255ZM9 36H6V37H4V38H6L5 40H8V39H13V38H8ZM26 37V38H27ZM29 37H32V36H29ZM175 37V36H174ZM173 37V38H174ZM186 37V36H185ZM185 37H183V38H177V39H173V40H177V42L175 43V42H173V48H172V50L169 52V53H167V55H166V53H165V55H166V60L167 61H165L166 62V66H165V68H168V67H170L171 65L170 64H173L172 65V67L171 68H169V69H167V72L168 73H170V77H168L167 79H164V80H159L158 81V83H156L155 85H154V92L157 94V99H156V101H158V105L159 104H161V100L165 97V96H168V94H170L172 91H171V86L173 87V85H174V83H172V79L174 78V77H182L181 75L185 72V71H188V70H190L192 67H191V62L189 61H187V62H184V61H182V62H179V63H175V61H177L178 59H179V57H184L185 59H186V57H187V52H185V51H187V49H188V47L190 46L189 44H185L184 42V44H183V46H179V44H177L178 42H181V41H183L184 39H186ZM225 37H226V35H225ZM225 37H222V38H219L218 39V41H216L215 42V44L214 45H212V48L213 49H215L214 51H218L219 49L220 50H222L225 46H226V44L228 43V42H230V41H228ZM3 37H1V39H4ZM8 38V39H7ZM15 38V37H14ZM18 39H19V37H17ZM25 38V37H24ZM24 38H23V41H24ZM47 38V37H46ZM172 38V37H171ZM170 38V39H171ZM224 38H225V41H224ZM243 38V37H242ZM259 38V37H258ZM0 39V40H1ZM151 39V38H150ZM163 39V38H162ZM170 39H168V40H170ZM194 39V38H193ZM199 39V38H198ZM249 39V38H248ZM21 40H22V38H21ZM28 40V39H27ZM26 40V41H27ZM53 40V39H52ZM121 40V39H120ZM165 40V39H164ZM207 40V39H206ZM227 40V41H226ZM245 40H246V38H245ZM12 41V40H11ZM11 41H8V42H11ZM19 41V40H18ZM15 41V39H14V43L16 42V43H18V50H19V47H20V51H18L17 49H16V51H15V48H17V46L15 47V48H13V49H11V45L8 43L7 45L9 46L10 45V48H9V50L11 49V51H9V52H12V51H15L16 52V54L15 55H17V54H19V52H20V54H21V52H25L24 54H25V56H27L28 57V59H27V57H26V59L27 60H30V61H32L31 59H35L34 57H35V55H32V54H34V53H32V51L34 50L32 47H30V46H28L29 45V43L30 42H28L27 41V46H28V48H27V46L26 45H21V46H25L24 47V49H23V47L21 48V46H20V43H21V41ZM34 41V40H33ZM113 41V40H112ZM116 41H117V39H116ZM119 41V40H118ZM149 41V40H148ZM166 41V40H165ZM164 41V44H166V42ZM6 42L7 41H5V44H6ZM13 42V41H12ZM11 42V43H12ZM32 42V41H31ZM92 42H90V43H92ZM111 42V41H110ZM187 42V41H186ZM211 42H213V41H211ZM240 42V41H239ZM257 42V41H256ZM2 43L4 44V40H3V42L1 41V45H2ZM15 43V45H17ZM24 43H25V41H24ZM24 43H22V44H24ZM108 43H109V41H108ZM111 43H113V42H111ZM117 43V42H116ZM162 43V42H161ZM176 45H175V44ZM182 43V42H181ZM189 43V42H188ZM193 43V42H192ZM208 43V42H207ZM164 44H162V46L160 45V43H159V45H155L154 46V48H153V50L155 51V50H158L157 48H160L159 50H161V48H164ZM169 44H170V42H169ZM168 44V45H169ZM198 44V43H197ZM203 44V43H202ZM243 44V43H242ZM5 46L4 45V49L1 47V49H3V53L5 54H7V52H8V48L6 49V47H8V46ZM12 45H13V43H12ZM30 45H31V43H30ZM64 45V44H63ZM85 45H87V44H85ZM88 45H89V43H88ZM87 45V46H88ZM167 45V44H166ZM187 45H189V46H187ZM42 46V45H41ZM83 46V45H82ZM91 46H92V44H91ZM96 46V45H95ZM170 46V45H169ZM168 46V47H169ZM198 46V45H197ZM205 46V45H204ZM30 47V48H29ZM33 47H34V45H33ZM191 47H193L192 45L190 46V49H191ZM194 47H195V45H194ZM193 47V48H194ZM206 47V46H205ZM32 48V49H31ZM35 48V47H34ZM93 48H95V47H93ZM107 48V47H106ZM208 48V47H207ZM1 49H0V51H1ZM22 49V50H21ZM65 49V48H64ZM125 49V48H124ZM166 49H167V47H166ZM166 49L164 48V49H162V50H165V52H166ZM171 49V47H169V49L168 50H170ZM190 49H189V51H190ZM199 48L198 47H196V48H194V49H192V51H190L192 54H194V53H196V51L198 50ZM205 49V48H204ZM259 49V48H258ZM257 49V50H258ZM7 51V52H5V51ZM60 50V49H59ZM105 50V49H104ZM103 50V51H104ZM140 50V51H139ZM146 50H148V47H147V49ZM145 50V51H146ZM152 50V55L156 58V56H157V52L155 53L154 51ZM158 50V51H159ZM161 50V51H162ZM246 50H247V47H246ZM17 51H18V53H17ZM188 51V52H189ZM255 51H256V49H255ZM264 51V50H263ZM8 52V54L10 55V53ZM37 52L38 51H35V53H36V55H37ZM79 52V51H78ZM241 52V51H240ZM252 52V51H251ZM2 53V54H3ZM13 53V52H12ZM12 53H11V56H12ZM23 53L20 55H17V56H22L23 55ZM258 53H260V52H258ZM257 53V54H258ZM264 53V52H263ZM103 54V55H102ZM257 54H249V52H246L245 51V53H243L242 55H240L241 57H240V59H239V61L240 62H237V65H236V70H237V68L239 69V70H241V71H237L238 72V75H237V77L239 78L238 80H241L243 83L244 82H246V81H249L248 82V84L250 83V81H251V87H252V82L254 81V80H262L263 79V77H264V73L263 74H261V76H259L258 75V73H260V67L261 66H263L264 65V62H263V59H262V57L260 56V55H257ZM9 55H7V57H9ZM13 55H14V53H13ZM59 55V54H58ZM140 55V54H139ZM156 55V56H155ZM235 55V54H234ZM6 56V55H5ZM25 56H24V59H25ZM1 57V56H0ZM33 57V58H32ZM103 57H105V55L103 56ZM160 57V56H159ZM14 57H12V59H13ZM19 57H15V59H18ZM146 58V57H145ZM59 59V58H58ZM71 59V58H70ZM104 59V58H103ZM181 59V58H180ZM235 59V58H234ZM233 59V60H234ZM244 59H246L247 60V64H245V65H243V67L242 66H240L239 67V63H241V61L242 60H244ZM21 60V59H20ZM74 60V59H73ZM87 60V59H86ZM184 60V59H183ZM187 60V59H186ZM34 61V60H33ZM32 61V62H33ZM68 61V60H67ZM237 61V60H236ZM17 62V61H16ZM56 62V61H55ZM69 62V61H68ZM67 62V63H68ZM107 62V61H106ZM178 62V61H177ZM244 62V61H243ZM13 63H15V62H13ZM19 63V62H18ZM29 63V62H28ZM71 63V62H70ZM175 63V64H174ZM69 64V63H68ZM86 64V63H85ZM98 64V63H97ZM100 64V63H99ZM104 64V63H103ZM234 65V66H235ZM84 66V65H83ZM82 66V67H83ZM96 67H97V65H95ZM99 66V65H98ZM130 66V67H131ZM86 67V66H85ZM25 69V68H24ZM100 69V68H99ZM72 70V69H71ZM122 70V69H121ZM122 70V71H123ZM132 70V69H131ZM136 70V69H135ZM149 70V69H148ZM231 70V69H230ZM101 71V70H100ZM264 71V70H263ZM22 72V71H21ZM56 72H59L60 73V60L58 61V63H57V66H56ZM59 73H57V75L58 76H61V74H59ZM104 73V72H103ZM65 74V73H64ZM237 74V73H236ZM24 75H26V74H24ZM23 75V76H24ZM80 75V74H79ZM142 75V74H141ZM19 76H21L20 74H19ZM27 76V75H26ZM73 76H74V74H73ZM77 76V75H76ZM103 76V75H102ZM106 76V75H105ZM105 76H103V77H105ZM108 76V75H107ZM103 77H101V79L103 78ZM231 77H232V75H231ZM230 77V78H231ZM262 77V79H260ZM55 78V77H54ZM73 78H75V77H73ZM87 78V77H86ZM106 78V77H105ZM143 78V77H142ZM8 79H10V78H8ZM100 79V78H99ZM107 79V78H106ZM227 79H228V77H227ZM232 80H234L233 79V77L231 78ZM237 79V78H236ZM5 80V79H4ZM76 80V79H75ZM105 80V79H104ZM231 80V81H232ZM86 81V80H85ZM229 81V80H228ZM84 82V81H83ZM98 82H100V80H98ZM136 82V81H135ZM256 82V81H255ZM23 83V82H22ZM77 83V82H76ZM134 83V82H133ZM197 83V82H196ZM235 83V82H234ZM247 83V82H246ZM259 83V82H258ZM258 83H256L257 85H258ZM261 83H262V81H261ZM93 84H95V83H92V85ZM97 84H99V83H97ZM102 84V85H103ZM108 84V85H109ZM176 84V83H175ZM231 84H233V83H231ZM239 84V83H238ZM240 84H241V82H240ZM256 84L254 85L255 87H256ZM25 85V84H24ZM244 85V84H243ZM242 85V86H243ZM246 85V84H245ZM244 85V88H245V90L248 88L247 87V85L245 86ZM261 85V84H260ZM6 86V85H5ZM94 86V85H93ZM93 86H92V88H93ZM96 86H98V85H95L94 87H96ZM202 86V85H201ZM231 86V85H230ZM254 86H253V89H254ZM259 86V85H258ZM257 86V87H258ZM262 86V85H261ZM260 86V87H261ZM71 87V86H70ZM69 87V88H70ZM135 87V86H134ZM181 87V86H180ZM235 87V86H234ZM240 87V86H239ZM247 87V88H246ZM259 87V88H260ZM132 89H133V91L135 90L134 88H133V86L131 87ZM182 88V87H181ZM185 88V87H184ZM237 88V87H236ZM38 89V88H37ZM96 89H98L97 87H96ZM183 89V88H182ZM189 89H190V93H193V94H195L196 92H198V90L200 89L201 90V88H199L198 87V85L197 84H195L194 83V85H192V86H190L189 87ZM251 89V88H250ZM262 89V88H261ZM90 91H92V90H95V88H93L92 90L91 89H89ZM131 90V89H130ZM238 89H236V90H234L235 91V94L237 95V96H241V95H238V94H240V91H238V93L236 92ZM239 90H242V88L240 89L239 88ZM244 90V89H243ZM247 90H249V88L247 89ZM246 90V91H247ZM255 90H256V88H255ZM69 91V90H68ZM132 91V92H133ZM142 91V90H141ZM252 91H254V90H252ZM36 92V91H35ZM77 92V91H76ZM75 92V93H76ZM89 92V91H88ZM95 92H96V90H95ZM130 94H129V93ZM195 92V93H194ZM243 92H245V91H243ZM256 92V91H255ZM258 92V91H257ZM92 93V92H91ZM94 93V92H93ZM187 93V92H186ZM232 93H234V92H232ZM232 93H231V95H232ZM246 93V92H245ZM244 93V94H245ZM43 94V93H42ZM78 94V93H77ZM113 94H114V92H113ZM241 94H242V91H241ZM244 94H242V99H244V102L246 103V100H247V98L249 97H243V95ZM256 94H258V93H256ZM73 95V94H72ZM92 95V94H91ZM97 95V94H96ZM138 95V94H137ZM200 95H201V92H200ZM38 96H40V94L38 95ZM92 96H94V94L92 95ZM91 96V97H92ZM99 96V95H98ZM148 96V95H147ZM230 96V95H229ZM74 97H75V95H73L72 97H66L65 96V98H67L69 101L73 98L74 99ZM90 97V96H89ZM96 97V96H95ZM94 97V98H95ZM196 97V96H195ZM231 97V96H230ZM233 97H236V96H234V94H233ZM241 97H240V99H241ZM263 97V96H262ZM262 97L260 98V99H262ZM32 98V97H31ZM71 98V99H70ZM228 98V97H227ZM245 98H246V100H245ZM251 98V97H250ZM73 99H72V101H73ZM89 98H87V100H88ZM96 99V98H95ZM253 99V98H252ZM11 100H12V98H11ZM10 100V101H11ZM32 100V99H31ZM64 100H66V99H64ZM90 100H91V98H90ZM113 100V99H112ZM131 100V99H130ZM195 100H197V99H195ZM231 100V99H230ZM18 101V100H17ZM20 101V100H19ZM28 101V100H27ZM35 101V100H34ZM62 101V100H61ZM68 101V102H69ZM121 101V102H120ZM153 101V100H152ZM231 101H233V100H231ZM235 101V100H234ZM241 101V100H240ZM254 101L256 102L257 100L256 99H254ZM253 101V102H254ZM261 101V100H260ZM22 102V101H21ZM37 102V101H36ZM92 102V101H91ZM112 102V101H111ZM120 102V104L119 105H117L118 103ZM129 102V101H128ZM257 102H259V100L257 101ZM256 102V103H257ZM40 103V102H39ZM197 103V102H196ZM233 103V102H232ZM232 103L230 104V103H228V105L227 106H232ZM240 103V102H239ZM245 103H243L244 104V107H248V109L250 108L249 106H245ZM248 104H250L249 102H247ZM246 103V104H247ZM261 103H264L263 102V99H262V102ZM42 104V103H41ZM65 104V103H64ZM86 104H87V101H86ZM142 104V101H139L138 102V114H139V117L140 118H142L143 119V113L141 112L142 110H141V107L143 106V104ZM199 104V103H198ZM234 104H236L235 102L233 103V106H234ZM238 104V103H237ZM236 104V106H234L233 108H231V110H230V108L228 107L227 108V106H226V108H227V111H228V109H229V111L230 112H232V114H229L230 112L228 111V114H225V112L223 113H218L219 115L217 116V120H215V122L217 121V122H219V125L221 124H228V123H231V122H233L232 123V125L233 126H236V128L234 127V129L236 130L237 129V124H239L240 123V121H241V119H244V118H246V125H244V127H243V132L244 133H246L245 131H247L248 133L250 132V133H252L253 134V136L250 138V137H248L247 136V138L245 139V140H243V142H242V145H240L241 146V148H242V146H243V148H245V149H248V151H249V153H252L253 151H254V147H255V142H257L262 136V134H260V136L261 137H259V135H256V128H255V126L258 124V122H260V121H262V120H264V109H259V107H261V106H256L259 110L258 111H256L255 113H253V112H251V110L250 109H252V107L249 109V111H246L245 110V108L244 109H242L241 111H239V110H236V108H239V106ZM242 104V105H243ZM254 104V103H253ZM2 105V104H1ZM19 105V104H18ZM21 105V104H20ZM23 105V104H22ZM62 105V104H61ZM88 105V104H87ZM171 105V104H170ZM200 105V104H199ZM39 106V105H38ZM72 107V105H70V104H67L66 105V107L67 108H65V110H60V112L58 113V117L59 118H63L64 119V117L66 116V114H68L69 112H70V108ZM84 106V105H83ZM93 106V105H92ZM148 106V105H147ZM151 106V105H150ZM173 106V105H172ZM221 106V105H220ZM253 106V105H252ZM255 106V105H254ZM89 107H91V105L89 106ZM89 107H87L85 110H87V109H89ZM264 107V106H263ZM7 108V107H6ZM26 108V107H25ZM84 108H85V106H84ZM145 108V107H144ZM241 108V107H240ZM27 109V108H26ZM91 109H93V110H95L94 108H92L91 107ZM100 109H102V108H100ZM152 109V108H151ZM232 109H233V111H232ZM254 109V108H253ZM7 110V109H6ZM19 110V109H18ZM224 110H226V109H224ZM234 110H236L235 112H234ZM243 110L245 111V112H243ZM1 111H2V108H1ZM5 111V110H4ZM8 111V110H7ZM89 111V110H88ZM91 111V110H90ZM98 111H99V109H98ZM103 111H104V113H103ZM218 111V110H217ZM237 111H239L238 113H236ZM255 111V110H254ZM9 112V111H8ZM11 112V111H10ZM22 112V111H21ZM33 112V111H32ZM41 112V111H40ZM83 112V111H82ZM128 112V113H127ZM179 112V111H178ZM242 114H241V113ZM14 113V112H13ZM20 113V112H19ZM97 113V112H96ZM158 113V112H157ZM208 113H209V111H208ZM227 113V112H226ZM235 115H237V116H233L234 114ZM240 113V114H239ZM2 113H0V116H2L1 115ZM4 114V113H3ZM24 115H25V113H23ZM82 114V113H81ZM239 114V115H238ZM21 115V114H20ZM28 115V114H27ZM94 115V114H93ZM210 115V114H209ZM212 115H213V113H212ZM82 116V115H81ZM81 116H79L78 115V121L79 120H82V119H84V117H81ZM83 116H85V119H86V115H83ZM89 115L87 114V117H88ZM151 116V115H150ZM211 116V115H210ZM90 117H91V115H90ZM89 117V118H90ZM239 117H241L240 119H239ZM75 118V117H74ZM89 118H87V119H89ZM94 118V117H93ZM132 118V117H131ZM201 118V117H200ZM211 118V117H210ZM210 118H208V119H210ZM68 119V118H67ZM19 120V119H18ZM59 120V119H58ZM69 120H71V119H69ZM161 120V119H160ZM196 120H197V117H196ZM84 121V120H83ZM86 121V120H85ZM129 121V120H128ZM134 121V120H133ZM176 121V120H175ZM207 121V120H206ZM205 121V122H206ZM214 121V120H213ZM70 122V121H69ZM75 122V121H74ZM167 122V121H166ZM201 122V121H200ZM217 122H216V124H217ZM5 123V122H4ZM7 123V124H6ZM5 124H2L1 122H0V129L1 128H4L3 130H5L6 131V129H8V130H10V128H9V124H10V122L8 123V122H6ZM17 123V122H16ZM141 123V122H140ZM139 123V124H140ZM162 123H163V120H162ZM176 123V122H175ZM212 123V122H211ZM214 123V122H213ZM242 123V122H241ZM19 124V123H18ZM42 124V123H41ZM173 124V123H172ZM193 124V125H192ZM198 124V123H197ZM202 125H203V122L201 123ZM210 124V123H209ZM242 124H244V123H242ZM11 125V124H10ZM20 125V124H19ZM37 125H39V126H37ZM35 124V125H33V127H40V124ZM44 125V124H43ZM57 125H60V127L59 126H57ZM142 125V124H141ZM206 126L208 125V124H205ZM231 125V124H230ZM46 126V125H45ZM73 126V125H72ZM138 126V125H137ZM144 126V127H145ZM206 126H201V127H203V128H201L204 132H206V130L208 131L209 130V127H207L206 128ZM11 128H12V126H10ZM47 127V126H46ZM62 127V128H61ZM96 127H97V125H96ZM95 127V128H96ZM157 127V126H156ZM213 128H214V126H212ZM224 127V126H223ZM226 127V126H225ZM239 127V126H238ZM28 128H31L30 126L28 127ZM27 127H26V129H28ZM42 129H43V127H41ZM72 128H74V127H72ZM104 128V127H103ZM198 128V127H197ZM206 128V129H205ZM12 129H14V128H12ZM23 129V128H22ZM34 129V128H33ZM33 129H31V130H33ZM38 129H40V128H37V129H34V131H35V133H36V131L38 130ZM41 129V130H42ZM102 129V128H101ZM165 129H167V128H165ZM216 129V128H215ZM96 130V129H95ZM118 130V129H117ZM139 130V131H138ZM168 130V129H167ZM0 131H2V130H0ZM4 131V132H5ZM12 131V130H11ZM30 131V130H29ZM39 131V130H38ZM68 131V130H67ZM121 131V130H120ZM124 131V132H125ZM239 131V130H238ZM259 131V130H258ZM257 131V132H258ZM3 132V131H2ZM3 132V133H4ZM40 132V131H39ZM78 132V131H77ZM76 132V133H77ZM201 132V131H200ZM199 132V133H200ZM216 132V131H215ZM220 132V131H219ZM2 133V134H3ZM8 133H9V131L8 132H5L4 133V135L6 134V135H8ZM71 133V132H70ZM120 133V132H119ZM122 133V132H121ZM156 133V132H155ZM160 133H162V132H160ZM217 133V132H216ZM238 133H240V132H238ZM260 132H258V134H259ZM41 134V133H40ZM42 134H44L43 132H42ZM62 134V135H61ZM117 134V133H116ZM125 134H126V132H125ZM163 134V133H162ZM172 134V133H171ZM181 133H177V135H180ZM189 134H192V135H189ZM197 134V135H196ZM204 134V133H203ZM220 134V133H219ZM222 134V133H221ZM221 134H220V136H221ZM227 134V133H226ZM247 134V133H246ZM158 135V134H157ZM159 135H161V134H159ZM223 135V134H222ZM232 135V134H231ZM3 136V135H2ZM127 136H129L128 135V133H127ZM171 136H174V135H171ZM236 136V135H235ZM238 136V135H237ZM80 137V136H79ZM104 137V138H103ZM161 137V136H160ZM163 137V136H162ZM215 137V136H214ZM224 137V135L222 136V138ZM242 137V136H241ZM28 138V137H27ZM167 138V137H166ZM165 138V139H166ZM168 138H171V137H168ZM181 138V137H180ZM179 138V139H180ZM210 138V137H209ZM215 138H218V137H215ZM232 138V137H231ZM231 138H229V136H228V139H227V137H226V139L224 138V142H223V139L221 140V137H220V140H221V142H223V145L221 146V151H220V154L223 156V158L224 159H226V161L227 162H232V163H234L236 160H238L237 158H235V155L237 156V154H238V156L239 157H241V159H242V161L245 159V157H246V154L247 153H245L244 151H242L241 149L239 150V151H237L236 149L237 148H239V146L237 145V144H235V142L233 143L232 142V140H231ZM238 138H239V136H238ZM3 139V138H2ZM122 139V138H121ZM262 139V138H261ZM123 140H125V139H123ZM184 140L185 139H183V142H184ZM211 141L213 140V138L212 139H210ZM216 140V139H215ZM218 141H219V138L217 139ZM217 140L216 141H214L213 140V142L211 143L212 144V146H214V145H216V143H217ZM3 141V140H2ZM12 141V140H11ZM14 141V140H13ZM12 141V142H13ZM66 141V140H65ZM122 141V140H121ZM260 141V140H259ZM112 142V141H111ZM129 142V141H128ZM186 142V141H185ZM27 143V142H26ZM219 143V142H218ZM30 144V143H29ZM32 144V143H31ZM83 144V143H82ZM97 144V143H96ZM131 144V143H130ZM210 144V145H211ZM241 144V143H240ZM109 145V144H108ZM129 145V144H128ZM169 145V144H168ZM179 145H180V143H179ZM210 145H208V146H210ZM218 145V144H217ZM12 146V145H11ZM26 146H27V144H26ZM45 146V147H44ZM113 146H114V144H113ZM125 146V145H124ZM127 146V145H126ZM181 146V145H180ZM170 147H172V146H170ZM177 147V146H176ZM35 148H36V146H35ZM35 148H33L32 149V151H34L35 150ZM95 148V147H94ZM169 148V147H168ZM242 148V149H243ZM65 149H66V147H65ZM31 150V149H30ZM37 150V149H36ZM35 150V151H36ZM122 151H123V149H121ZM168 150V149H167ZM45 151H46V149H45ZM129 151V150H128ZM132 151V150H131ZM184 151V152H183ZM247 151V152H248ZM121 152V151H120ZM124 152V151H123ZM238 152V153H237ZM41 153V152H40ZM53 153H52V155H53ZM92 153H93V151H92ZM131 153H133V152H131ZM135 153V152H134ZM167 153V152H166ZM203 153V152H202ZM170 154V153H169ZM211 154V153H210ZM218 154H219V152H218ZM30 155V154H29ZM92 155V154H91ZM135 155H136V153H135ZM167 155V154H166ZM173 155V154H172ZM68 156V155H67ZM90 156V155H89ZM112 156V157H113ZM168 156V155H167ZM166 156V157H167ZM52 157V156H51ZM210 157V156H209ZM37 158V157H36ZM55 158H57V159H55ZM85 158V157H84ZM84 158L82 159V160H84ZM92 158V157H91ZM195 158L196 157H194L193 159L195 160ZM216 158V157H215ZM8 159V158H7ZM23 160H24V158H22ZM30 158H28L27 160H26V163L28 164V163H30V162H32V160L30 159ZM34 159V158H33ZM38 159V158H37ZM123 159V158H122ZM193 159H191V160H193ZM196 159H198V158H196ZM254 159V158H253ZM49 160H51V159H49ZM166 160V159H165ZM223 160V159H222ZM246 160V159H245ZM34 161V160H33ZM48 161V160H47ZM130 161V160H129ZM137 161V160H136ZM197 161V160H196ZM5 162V161H4ZM200 162V161H199ZM221 162V161H220ZM247 162V161H246ZM26 163H25V165H26ZM40 163H42V162H40ZM132 163V162H131ZM192 163V162H191ZM198 163V162H197ZM222 163H224V162H222ZM262 163V162H261ZM108 164V163H107ZM130 164V163H129ZM248 164V163H247ZM255 164H256V162H255ZM12 165V164H11ZM70 165V166H69ZM133 165V164H132ZM146 165V164H145ZM262 165V164H261ZM7 166V165H6ZM35 165H33V167H34ZM111 166V165H110ZM198 166H201L200 164H198ZM217 166V165H216ZM253 166H254V164H253ZM43 167V166H42ZM114 169L112 170L113 172H115L116 170H117V167H114V166H112ZM111 167V168H112ZM148 167H149V165H148ZM161 167V168H160ZM192 167V166H191ZM236 167V166H235ZM243 167V166H242ZM247 167V166H246ZM8 168H9V166H8ZM29 168H30V166H29ZM90 168V167H89ZM119 168L120 167H118V170H119ZM173 168H176L177 170H179L180 172H182V173H180L179 172V175H180V177L179 178H177V176L175 175L174 177L171 175V173H172V170H173ZM197 168V167H196ZM202 168V167H201ZM205 168V167H204ZM250 168V167H249ZM157 169V170H156ZM255 169H257V167L255 168ZM128 170V169H127ZM132 170V169H131ZM152 170V171H153ZM158 170H160V173H159V171ZM190 170H192V169H190ZM204 170H206V169H203V172H206V171H204ZM227 170H228V168H227ZM234 170V169H233ZM264 170V169H263ZM123 171H124V169H123ZM134 171V170H133ZM150 171H151V169H150ZM175 171V170H174ZM210 171V170H209ZM208 171V172H209ZM216 171H218V174H220L219 172H221V170H220V168L218 167V168H216ZM25 172V173H24ZM247 172V171H246ZM28 173V172H27ZM29 173H32V172H29ZM86 173V174H85ZM154 173V172H153ZM193 173H194V171H193ZM200 173V172H199ZM241 173V172H240ZM251 173V172H250ZM127 174V173H126ZM149 174V173H148ZM173 174V173H172ZM195 174H196V172H195ZM208 174V173H207ZM206 173H200V175H197V176H195V175H193L192 177L190 176V175H188V173H187V177H188V179H190L189 180V182L191 181V182H195L197 179H200L201 181H199L201 184H203V183H206L207 182V175ZM237 174V173H236ZM235 174V175H236ZM151 175V174H150ZM155 175V174H154ZM178 175V176H179ZM192 175V174H191ZM252 175H254V173L252 174ZM127 176V175H126ZM149 176V175H148ZM148 176H146V177H148ZM157 176V175H156ZM172 176V177H171ZM189 176L191 177V178H189ZM123 177V176H122ZM128 177V176H127ZM135 177V176H134ZM145 177V178H146ZM187 177H186V179H187ZM233 177V176H232ZM121 178V177H120ZM149 178H151V177H149ZM147 179V180H145L146 181V184H147V188H149V192H151L153 189H152V183H151V179ZM119 179V178H118ZM122 179V178H121ZM157 180H159V179H157ZM254 180V179H253ZM117 182H118V180H116ZM153 181V180H152ZM255 182H256V184H257V187L259 188V189H262L261 190V192H263L264 193V179L263 178H261V177H257V178H255ZM3 183V184H2ZM115 184H116V182H114ZM123 183V182H122ZM184 183V182H183ZM220 183V182H219ZM249 183V182H248ZM120 184V183H119ZM146 184H144V186L146 185ZM190 184V183H189ZM130 185V184H129ZM173 185V186H174ZM128 186V185H127ZM218 186V185H217ZM215 187V185H213V188ZM161 188V187H160ZM175 188V187H174ZM210 189V188H209ZM212 189V188H211ZM219 189V188H218ZM132 190H133V188H132ZM139 190V189H138ZM171 191V190H170ZM190 191V190H189ZM215 191V190H214ZM213 191V192H214ZM218 191V190H217ZM259 191V190H258ZM121 192V191H120ZM212 192V190H209V193L207 192V194L210 196H214L215 194ZM260 192V193H261ZM131 193V192H130ZM163 193V192H162ZM161 193V194H162ZM217 193V192H216ZM124 194V193H123ZM163 195H165V193L163 194ZM208 195L206 196V197H208ZM240 195V194H239ZM262 195V194H261ZM55 196V197H56ZM181 196V195H180ZM210 196V197H211ZM128 197V196H127ZM153 197V196H152ZM124 198H126L125 196H124ZM156 198V197H155ZM162 198H164V197H162ZM186 198V197H185ZM193 198V197H192ZM48 199V198H47ZM127 199H129V198H126V200ZM136 199V198H135ZM150 199V198H149ZM195 199V198H194ZM206 199H208V198H206ZM261 199V198H260ZM45 200V201H44ZM48 200H50V199H48ZM60 200V199H59ZM125 200V201H126ZM164 200V204H162V205H165V209L167 208V202H166V200H167V198H166V196H165V199H163ZM198 200V199H197ZM168 201V200H167ZM183 201V200H182ZM195 201V200H194ZM211 201H213V200H211ZM198 202V201H197ZM205 202V201H204ZM215 202V201H214ZM213 202V203H214ZM66 203V202H65ZM163 203V202H162ZM192 203V202H191ZM194 203V202H193ZM206 203V202H205ZM69 204V203H68ZM185 205H186V203H184ZM196 204H198V203H196ZM50 205H51V202H50ZM130 205V204H129ZM176 205V204H175ZM174 205V206H175ZM201 205V204H200ZM40 206H42V207H40ZM72 206V205H71ZM186 206H188V205H186ZM196 206V205H195ZM194 206V208H197V207H195ZM211 206V205H210ZM113 207H115V206H113ZM119 207V209H122V210H119L118 208H117V210L119 211L117 214H116V220H114L115 222V224H117V226H119V227H121V224H122V222H123V219L122 218H120L122 215H125V214H127L128 213V211H123V208H120V206H118ZM122 207V206H121ZM138 207V206H137ZM160 207H161V205H160ZM169 207V209H170V206H168ZM208 207H209V205H208ZM264 207V206H263ZM262 207V208H263ZM75 208V207H74ZM174 208V207H173ZM176 208V207H175ZM199 208V207H198ZM52 209V208H51ZM84 209V210H83ZM164 209V210H165ZM168 209V208H167ZM166 209V210H167ZM168 209V210H169ZM208 209V208H207ZM30 210H32L31 212H30ZM39 210H41V209H38V211ZM54 210V209H53ZM74 210V209H73ZM157 210H158V208H157ZM173 210V209H172ZM196 210V209H195ZM198 210V209H197ZM201 210V209H200ZM239 210V209H238ZM237 210V218H236V215L234 216L233 214H234V212H233V217L236 219V220H238V211ZM260 210V209H259ZM42 211V210H41ZM60 211H62V210H60ZM111 211H112V209H111ZM174 211V210H173ZM258 211V210H257ZM263 210H261L260 212H262ZM30 212V213H29ZM44 212V211H43ZM161 212H163V208L162 209H159L158 210V212H157V216H156V218H160V217H162V213ZM181 212V211H180ZM184 212H186V211H184ZM183 212V213H184ZM193 212H195V211H193ZM200 212H202V211H200ZM259 212V211H258ZM257 213L258 215H256V216H258V217H256L257 219L256 220H258V218L259 219H261L262 221H264V216L262 217L261 215L262 214H264V213ZM264 212V211H263ZM5 213V212H4ZM33 213V212H32ZM40 213V212H39ZM69 213H72V212H69ZM174 213V212H173ZM190 214H191V212H189ZM198 212L196 211V214L195 215H189V216H184V214H182L183 215V217L182 216H179L178 218L179 219H182L183 218V220H184V218L186 219V221H188V225L189 224H191L190 223V220H201L202 219V217H201V219L198 217V215L199 214H197ZM216 213V212H215ZM229 213V212H228ZM227 213V214H228ZM29 214V215H28ZM42 214H44V213H42ZM112 214H113V212H112ZM129 214V213H128ZM127 214V215H128ZM180 214V213H179ZM202 214V213H201ZM259 214H261V215H259ZM144 215V214H143ZM142 215V216H143ZM147 215V214H146ZM155 215V214H154ZM181 215V214H180ZM186 215V214H185ZM230 215H231V213H230ZM229 215V216H230ZM232 215L230 216V217H232ZM73 216H74V214H73ZM139 216V215H138ZM191 216V217H190ZM213 216V215H212ZM219 216V215H218ZM220 216H221V214H220ZM227 216V215H226ZM39 217H41L40 215H39ZM122 220H120L119 218ZM164 217V216H163ZM207 217V216H206ZM240 217H241V215H240ZM46 218V217H45ZM113 218V217H112ZM212 218V217H211ZM211 218H209V219H211ZM219 219H221L220 217H218ZM228 218V217H227ZM233 218V219H234ZM248 218V217H247ZM129 219H130V217H129ZM147 219V218H146ZM208 219V218H207ZM218 219V220H219ZM231 219V218H230ZM229 219V220H230ZM239 219H241V218H239ZM1 220V219H0ZM112 220V219H111ZM131 220V219H130ZM129 220V222H132V221H130ZM213 220V219H212ZM232 220V219H231ZM255 220V219H254ZM2 221V220H1ZM139 221V220H138ZM185 221V220H184ZM208 221V220H207ZM211 221V220H210ZM239 221V220H238ZM261 221V222H262ZM22 222V223H23ZM48 222H49V220H48ZM56 222V221H55ZM75 222V221H74ZM89 222V221H88ZM128 221L126 220V223H127ZM149 222V221H148ZM183 222V221H182ZM193 222V221H192ZM197 222V221H196ZM217 222V221H216ZM258 221H256V223H257ZM259 222H260V220H259ZM58 223V222H57ZM113 223V222H112ZM113 223V224H114ZM133 223V224H132ZM132 223H127L126 224V226L125 227H121L120 229H122L119 233H118V235H116L115 237H117V238H115V239H113L112 241L114 242H112V243H109V244H105L104 246V248H102L101 246H100V244L98 243V240L101 238V236H100V233H98V231H95V232H93L92 233V235H91V238H89L90 240L88 241V242H86V243H83V242H81V238L80 239H78V240H80V242H79V244H80V246H78L79 247V249L80 250H85V251H87V250H93L94 248L96 249V248H99L98 246H100V248H102L104 251H108V253H106V252H104L103 253V251H101V253L102 254H106V255H108L109 254V250L111 251V250H114L115 252L117 251V253H113V251H111V253H113V255L112 254H109L108 255V257L106 256H104V255H100L101 257H98V258H96V261L94 260V261H92V263H89V264H101V263H104V264H128V262H130V260L128 261V259H129V257H130V255L132 254V252H129L128 250L129 249H125V252L126 251H128L127 253H123L122 254V252H119V251H121L120 249L122 248V250L124 249V248H130V244L132 243V241L133 242H135V237L137 236V234L134 236L133 234H135L136 233V231H138V229H137V226H135L134 225V221L132 222ZM145 223H147V222H145ZM162 223V222H161ZM175 223V220H174V222H172V225ZM185 223V222H184ZM214 223V221H212L211 222V224L209 225V226H211L212 224ZM218 223V222H217ZM263 223V222H262ZM262 223L260 224V225H262ZM59 224V223H58ZM74 224H76V223H74ZM111 224V223H110ZM136 224V223H135ZM186 224H187V222H186ZM200 224V223H199ZM202 224V223H201ZM220 224V223H219ZM239 226V224H241V221H240V223H238V222H236L235 224H234V228H235V226H236V228L237 229H239V230H241L240 231V234H241V236H239L238 234V236H239V238L238 239H240V237H241V239H242V250L243 251H246L247 250V248H250V251H258V250H264V231L262 230L263 228H264V223H263V228L262 227H260V226H258L257 224H255V223H253L254 225H257V226H254V227H259L258 228V230L260 231H258L260 234H258V232H255V230H254V228H253V226H251L252 227V229H253V231L255 232V237L257 238V239H253V236L252 235H254V234H252V235H250V233H248L249 231H252L250 228H246V227H244L243 225L241 226V228L239 227H237V225ZM4 225V224H3ZM20 225V224H19ZM23 225V224H22ZM45 225L46 226H48L47 225V221H46V223H45ZM50 225V224H49ZM52 225V224H51ZM55 225V224H54ZM88 225V224H87ZM109 225V224H108ZM123 225V224H122ZM125 225V224H124ZM144 225V224H143ZM171 225V226H172ZM188 225H187V227H188ZM192 225V224H191ZM196 225V224H195ZM216 226V224H213V226ZM45 226V227H46ZM57 225H55V226H53V228L54 227H56ZM106 226V225H105ZM113 226H115V225H113ZM197 226H199V225H197ZM214 226V227H215ZM245 226H247V225H245ZM63 227V226H62ZM107 227V226H106ZM144 227V226H143ZM4 228H7V230L6 231H4L5 229ZM9 228V229H8ZM53 228H52V226H50V230L48 229V228H44V229H48L49 231H51V233H52V231H53ZM163 228V227H162ZM161 228V229H162ZM173 228H174V226H173ZM192 228H194V227H192ZM211 228V227H210ZM213 228V227H212ZM225 228H226V224H221L220 226H217V227H215V228H213V230H211L210 229V231H208V230H206V228L205 229H203V228H201L202 230L200 231L199 230V232H201V233H204L205 232V234H206V237H208L207 239H206V242L208 243V244H213V245H216V243H220L221 245H217V247L215 246V250H217V249H219V248H221V247H223V246H226V245H223L224 243L222 242V241H226L228 238H227V233L225 234L226 236H223L224 235V233H223V231L225 230ZM234 228H232L233 230H234ZM262 228V229H261ZM80 229H82V228H80ZM187 229V228H186ZM185 229V230H186ZM195 229V228H194ZM208 229V228H207ZM236 229V230H237ZM55 230V229H54ZM67 230V229H66ZM103 230V229H102ZM173 230V229H172ZM171 230V231H172ZM198 230V229H197ZM239 230H238V232H239ZM249 230V231H248ZM10 231H13V229H11ZM44 231V230H43ZM49 231L48 232H42V233H40V232H37V231H34V233H35V236H36V240H37V246H38V244H40V246L44 249H42L41 247H39V249H42V251H43V254H42V257H40L41 255H39V257L40 258H38L39 260L41 259V262L43 261V263H44V261H46V260H48L49 261V259L51 260V258L53 257V256H56V258L57 259H53L52 260V262H50V263H48V264H67V260H66V257L65 256H63V257H61V255H62V253H64V251H65V248L63 247V246H61L59 243L60 242H58L57 240H58V238L59 237H61L59 234H61V235H63L62 233H58V238L57 237H55V235L53 234V236H49V234H51V233H49ZM144 231V230H143ZM161 231H163V229L161 230ZM161 231H160V233H161ZM194 231V230H193ZM253 231H252V233H253ZM263 231V232H262ZM28 232V231H27ZM63 232V231H62ZM198 232V231H197ZM33 233V234H34ZM259 235V236H257V234ZM11 234V233H10ZM31 234V233H30ZM149 234V233H148ZM153 234V233H152ZM1 235V237H3ZM78 235V234H77ZM202 235V234H201ZM233 235V234H232ZM25 236H27V234L25 235ZM81 236V235H80ZM133 236H134V238H133ZM144 236H145V234H144ZM172 236V235H171ZM174 236V235H173ZM252 236V238H250V237ZM0 237V238H1ZM31 236L29 235V237L28 238H30ZM139 237V236H138ZM148 237V236H147ZM156 237V236H155ZM175 237V236H174ZM205 237V238H206ZM4 238V237H3ZM33 238H34V236H33ZM69 238V237H68ZM134 240H133V239ZM141 238V237H140ZM162 238V237H161ZM210 238V239H209ZM234 238V237H233ZM2 239V238H1ZM0 239V241H2ZM64 239V238H63ZM71 239V238H70ZM116 239H118V240H116ZM137 239V238H136ZM139 239V238H138ZM169 240L167 241L169 244H171V242H173V241H175L176 239L175 238H168ZM188 239V238H187ZM190 239V238H189ZM28 240V239H27ZM35 240V239H34ZM208 240V241H207ZM250 240H254V241H252V242H250ZM74 241V240H73ZM76 241H77V239H76ZM137 241V240H136ZM188 241H190V240H188ZM235 241V240H234ZM34 242V241H33ZM78 242V241H77ZM107 242H109V241H107ZM148 242V241H147ZM166 242V243H167ZM191 242V241H190ZM189 242V243H190ZM194 242V241H193ZM236 242V241H235ZM240 242V243H241ZM36 243V242H35ZM62 243V242H61ZM73 243V242H72ZM101 243V242H100ZM175 243H176V241H175ZM215 243V244H214ZM2 244V243H1ZM0 244V245H1ZM99 244V245H98ZM102 245H103V243H101ZM133 244V243H132ZM144 244V243H143ZM168 244V245H169ZM188 244V243H187ZM195 245H197L196 243H194ZM226 244V243H225ZM231 244V243H230ZM3 245V244H2ZM1 245V246H2ZM32 245V244H31ZM76 245H77V243H76ZM158 245L159 244H157V246L156 247H158ZM192 245V244H191ZM190 245V246H191ZM223 245V246H222ZM0 246V247H1ZM187 246V245H186ZM232 246V245H231ZM3 247V246H2ZM1 247V248H2ZM168 247V246H167ZM185 246L184 245H176L175 244V246H173L172 245V247H169V248H167L168 250L166 251V254L164 255V260H163V262H159L158 264H181V263H183V261H182V257L185 255V250H186V252H187V247L186 248H184ZM195 247V246H194ZM210 247V246H209ZM6 248V247H5ZM4 248V249H5ZM120 248V249H119ZM159 248V247H158ZM225 248V247H224ZM234 248H235V246H234ZM236 248H238V247H236ZM235 248V249H236ZM8 249V248H7ZM76 249H77V247H76ZM117 249H119V250H117ZM193 249V248H192ZM209 249V248H208ZM97 250V249H96ZM189 250H190V248H189ZM189 250H188V252H189ZM198 249H196V250H193V252L194 253H196V255L199 257L200 256V253L197 251ZM222 250H224L225 252L224 253H227L228 251H230V250H233V252H235L234 251V249L232 248V249H230V247H228L227 248V246H226V248L225 249H222ZM241 250V249H240ZM0 251H1V249H0ZM41 251V252H42ZM95 251V250H94ZM131 251V250H130ZM201 251V250H200ZM237 251H239V248L238 249H236V254L238 253V255L240 254H242L243 255V252L242 251H239V252H237ZM5 252V251H4ZM215 252V251H214ZM223 252V251H222ZM242 252V253H241ZM264 252V251H263ZM262 252V253H263ZM100 253V252H99ZM121 253V255H119V254ZM135 253V252H134ZM157 253V252H156ZM212 253H213V250H212ZM221 253V252H220ZM229 253V252H228ZM231 253L232 252H230L229 254H230V257H232V255H231ZM245 253V252H244ZM246 253H247V251H246ZM40 254V253H39ZM150 254V253H149ZM161 254V253H160ZM202 254V253H201ZM228 254V255H229ZM235 254V255H236ZM69 255V254H68ZM84 255V254H83ZM98 255V256H99ZM154 255H156V254H154ZM208 255V254H207ZM87 256V257H86ZM86 256H82L80 259L78 258L77 260H72V261H69L70 263H68V264H76V263H78V264H82V263H84V264H87L88 262H84V261H87V258H88V255H86ZM162 256V255H161ZM213 256V255H212ZM212 256H211V258H212ZM222 256V255H221ZM221 256H219V255H216V256H214L213 258H215L216 257V259L219 261H221V262H223L224 264H227L228 262H227V260L224 258V257H221ZM120 257V258H119ZM245 257V256H244ZM212 258V259H213ZM238 258L240 259V261L241 260H244V262H251L250 261V259H247V258H249V257H247L246 259L247 260H245V258H240V256H238ZM89 259H90V257H89ZM97 259H98V261H97ZM155 259V258H154ZM197 259V258H196ZM199 259V258H198ZM233 259V258H232ZM253 259V258H252ZM260 259V258H259ZM9 260H10V258H9ZM142 260H144V259H142ZM147 260V259H146ZM194 260V259H193ZM12 261H14V260H12ZM229 261H231L230 259H229ZM82 262V263H81ZM91 262V261H90ZM188 262V261H187ZM232 262V261H231ZM242 262V261H241ZM253 262H257L256 260L255 261H253ZM260 262H261V264H264V260L262 259H260ZM135 263V262H134ZM149 262L147 261V262H145V260L144 261H140L138 264H148ZM190 263V262H189ZM233 263V262H232ZM236 262H234L233 264H235ZM240 263V262H239ZM245 263V264H246ZM257 263H259V262H257ZM0 264H6V261L5 260H3L1 257H0ZM10 264H11V262H10ZM37 264V263H36ZM214 264V263H213ZM237 264V263H236ZM241 264H243V262L241 263ZM250 264V263H249Z\"/></svg>", "mask_w": 264, "mask_h": 264}]
</instances>
